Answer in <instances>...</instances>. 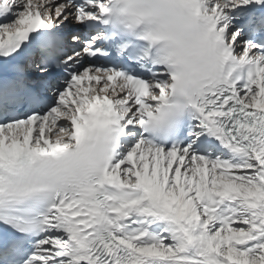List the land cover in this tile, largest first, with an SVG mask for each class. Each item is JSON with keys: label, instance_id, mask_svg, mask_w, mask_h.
Segmentation results:
<instances>
[{"label": "snow or ice", "instance_id": "6c2138e0", "mask_svg": "<svg viewBox=\"0 0 264 264\" xmlns=\"http://www.w3.org/2000/svg\"><path fill=\"white\" fill-rule=\"evenodd\" d=\"M182 2L229 70L180 122L124 33L156 0H0V264H264V0ZM69 151L93 174L54 190Z\"/></svg>", "mask_w": 264, "mask_h": 264}, {"label": "clouds", "instance_id": "9594fccd", "mask_svg": "<svg viewBox=\"0 0 264 264\" xmlns=\"http://www.w3.org/2000/svg\"><path fill=\"white\" fill-rule=\"evenodd\" d=\"M156 2L164 15L155 20L140 15L125 17L133 26L125 25L124 33L133 43L150 49L149 54L170 73L175 72V79L164 82L166 99L158 107L167 111L180 109L182 117L188 114L206 87L226 77L229 65L209 25L196 15L192 6L182 0ZM115 7H129L128 0H118ZM39 167L47 174V182L54 190L87 183L93 174L92 167L72 151L47 158Z\"/></svg>", "mask_w": 264, "mask_h": 264}]
</instances>
